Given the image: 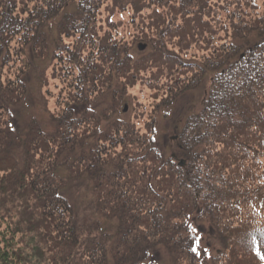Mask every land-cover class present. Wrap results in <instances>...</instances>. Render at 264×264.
<instances>
[{
	"label": "trees",
	"instance_id": "obj_1",
	"mask_svg": "<svg viewBox=\"0 0 264 264\" xmlns=\"http://www.w3.org/2000/svg\"><path fill=\"white\" fill-rule=\"evenodd\" d=\"M241 5L249 14L230 13ZM261 5L0 0V264H264ZM219 31L233 40L229 51L213 46ZM136 41L147 54L121 62ZM113 62L112 77L104 76ZM82 74L98 87L92 102L121 79L107 114L78 112L84 94L77 99L67 82L79 84ZM206 79L200 111L177 120L182 168L156 147L148 122L143 135L137 122L104 126L137 85L149 82L150 100L159 103L169 89ZM30 82L54 132L15 114ZM126 100L141 120L142 104ZM96 140L112 151L100 152ZM204 223L213 246L203 243Z\"/></svg>",
	"mask_w": 264,
	"mask_h": 264
},
{
	"label": "rangeland",
	"instance_id": "obj_2",
	"mask_svg": "<svg viewBox=\"0 0 264 264\" xmlns=\"http://www.w3.org/2000/svg\"><path fill=\"white\" fill-rule=\"evenodd\" d=\"M231 12H236V13L243 12V13L249 14V11L247 10V8L243 7V5H241L238 9H234V8L231 9L230 13ZM263 12H264V6L261 5L260 14ZM257 16L260 17V15H257ZM220 21L224 26L228 27L230 25V23L225 20V16L221 17ZM131 34H132V30H131ZM218 34H219L218 37L220 39L218 41L215 40L213 46L218 45V48H220L222 51H227V50L229 51V47L233 43V40H231L230 36L225 35V31H219ZM123 36L124 37L122 39L125 42L127 41L129 42L127 35L123 34ZM140 44L147 45L146 43L139 42V41L134 42L135 46H133V49L126 50L128 54L119 55L120 61L125 62L129 59L127 61V63H129V62H134L144 57L149 51V49L146 48L143 51L138 50L137 47H139ZM123 50L124 48L122 49V51ZM191 53L192 54H208L206 52L205 53L196 52L195 50H192ZM94 56L96 57L97 55L95 54ZM85 57H88V56H85ZM104 57H106V55ZM90 61H92V59H90L88 62ZM115 67L117 66L115 65V62H113V66H111L110 68L111 71L105 72L104 76L113 75L112 69ZM84 70H86V68H84ZM193 77L191 79L192 82H193ZM97 79L98 78L96 77L95 80ZM197 80H199V77L198 78L196 77V81L194 84L197 83ZM26 81H28V78ZM67 81L68 80L64 81V85L66 84ZM87 81L88 82H86V76L82 74V76L80 77L79 84L78 83L74 84L75 81L71 82L70 84H69V81L67 82V85L70 88V91L74 92V95L75 97H77V99L80 98V96H83L84 94L80 103L76 104L78 112L82 111L81 114L95 112L94 114L99 115V116L103 115V113L107 114V108H108V105H110L111 97L114 91L121 90V85H120L121 79L116 80V78H113L111 82V86L108 88L109 90L105 92L102 96H99L98 99L95 100V102L91 101V99L95 96L90 98L89 95H92L94 91H97L98 87H96L94 84L91 83L90 77H88ZM135 82H138L140 84L141 81L135 80ZM209 83H210L209 79L203 80L200 85H197L193 89L187 90V91L185 90L178 91V89H176L177 91L175 89L173 91L172 89H169L171 90L170 94L172 95L168 96L167 97L168 99L160 98L163 100L159 103L153 102L152 100H150L151 84L149 82H147V84L142 83L143 85L142 84L137 85L135 88L131 89L130 91L131 93L128 95V97H126V99H128L131 96H134L136 100L138 101V103L142 104L141 109L139 110V112L143 114L142 119L135 121L134 119L135 111L133 110L130 104V101L124 99V102L126 103L123 104V107L124 105H127V109L125 110V112L121 111L122 114H120L119 116L115 115V117L110 119L108 122H104V126H107V125L111 126L117 121H119V119H121L122 121L126 123L130 122L131 124H135L134 122H137V127L141 130V134L143 135L145 134L144 132L145 123L148 122V124H151L154 129V135L152 139L154 143L156 144V147L160 149L161 151H164V153L167 156L169 155L175 156V153L177 151V144H178L177 133H179L178 130H175L177 126L176 125L177 120L179 119V122H181V120L183 118H186V116L188 115L193 116L200 111L202 107V103L204 99L207 97ZM30 84L31 86H33V90L28 91L25 102L20 107H17L14 110L15 114H21L24 121H27L31 118L41 120L44 123L42 127L44 128L45 131L54 132L53 126L46 119V115L42 114L41 104L46 105V103L40 101L41 98L38 92H36V89H37L36 86L31 82ZM61 92H63V90ZM49 94L52 96L51 90ZM76 94L78 95L76 96ZM62 98L63 96L60 97V100ZM170 99L172 100L171 105L169 104ZM52 102L53 101L49 102V108L52 107ZM71 106H68L67 110ZM64 107L65 105L62 104V106L60 107V110L61 109L63 110ZM26 116H29V118H27ZM181 161L182 159H177V161L175 159V162L177 164L180 163ZM185 164L186 162H184V164L180 167L181 168L184 167ZM200 231L201 233H203V243L208 244V246H213L215 240L213 239V235L210 234L209 232V225H207L206 223L201 224Z\"/></svg>",
	"mask_w": 264,
	"mask_h": 264
},
{
	"label": "bare ground",
	"instance_id": "obj_3",
	"mask_svg": "<svg viewBox=\"0 0 264 264\" xmlns=\"http://www.w3.org/2000/svg\"><path fill=\"white\" fill-rule=\"evenodd\" d=\"M124 67V65H119V67H118V69H121V68H123ZM96 142V144H97V149L100 151V152H102V153H107L108 151H112L111 150V147L109 146V143L107 142V143H102V142H99V140H96L95 141ZM101 144V145H100ZM103 144V145H102ZM93 146V145H92ZM117 146H120V144L118 143L117 144ZM94 147V146H93ZM95 149V148H94ZM96 149V150H97ZM97 150V151H98ZM108 158L111 160V157L110 156H108ZM179 159H180V157H178ZM177 158V159H178ZM172 159L173 160H175L176 158L175 157H172Z\"/></svg>",
	"mask_w": 264,
	"mask_h": 264
},
{
	"label": "water",
	"instance_id": "obj_4",
	"mask_svg": "<svg viewBox=\"0 0 264 264\" xmlns=\"http://www.w3.org/2000/svg\"><path fill=\"white\" fill-rule=\"evenodd\" d=\"M143 48H144V47L139 46V50H143ZM183 164H184L183 162H180V163H179V166H182Z\"/></svg>",
	"mask_w": 264,
	"mask_h": 264
}]
</instances>
